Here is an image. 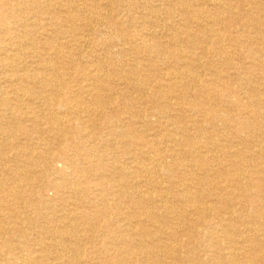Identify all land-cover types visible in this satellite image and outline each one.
I'll return each instance as SVG.
<instances>
[{"label":"bare ground","instance_id":"obj_1","mask_svg":"<svg viewBox=\"0 0 264 264\" xmlns=\"http://www.w3.org/2000/svg\"><path fill=\"white\" fill-rule=\"evenodd\" d=\"M245 1L247 2V0ZM208 2L213 7H215L213 12L214 14L212 12H207L206 9L198 10L195 13V16H198L199 18L193 19L192 22L194 24L197 23V21L202 22L200 19H204L203 21H205V19L209 22L211 21L213 25L211 28L212 30L210 31L211 33H216L215 35L218 42L222 43L223 41H226V38H223L224 33H221L222 30L219 31L215 29L217 25L215 20L219 13L222 15L228 14L229 9L226 8L221 1L208 0ZM70 3L71 5H74L73 2L70 1ZM93 3L88 2L84 7H69L63 15H59L57 18L58 21L54 22L53 19H49V21H51V23L56 26H60V31L64 34V36H70L72 34V30H74L72 25L78 22L82 23L83 29L89 30L92 23L90 22L89 17H85V14L87 15V13H93V11L99 9V5L97 4L98 6L96 5V7L95 4L93 5ZM9 4L11 3L9 2ZM46 6L48 5L45 4L44 7ZM255 6L256 5L253 7ZM18 9L19 8H17V10ZM24 9H27V7ZM29 9L31 10V8ZM97 15L98 16L92 15L94 16L92 19L95 21L103 19L101 18L102 15ZM228 18L231 17L229 16ZM168 20L170 19L168 18ZM19 25H22L21 22ZM79 27H81V25ZM200 27H203L204 29L207 28V26H204V23L201 26L199 25V28ZM16 28L18 27L16 26ZM166 28L168 27L166 26ZM89 31H91V29ZM92 32L95 31L92 30ZM253 32L254 31H252V33ZM121 34L122 30L117 28L115 31L110 33V35H112L110 38H120ZM73 36L74 35H72V37ZM172 37L173 39L171 38V40H168L171 47H169L170 51L167 53H169L173 59H177L180 62V65L176 67L177 69L175 68L176 70H173L172 73L176 76V78L170 81V79H172L169 78L171 77V74L164 78L168 84L165 83L166 85L163 86V89H166V91H170L172 94H174L178 88H185L183 89L184 92H192L194 94L196 101L186 100L184 95H182V98L184 97L183 100L186 106L191 108L192 111L196 110L195 114L198 115L194 118V120H192L193 122H191L193 123L194 127L199 125L200 129L197 130L196 136L191 137L188 135L189 130L187 126H180V118L182 116L181 111L177 113L175 112L176 114L174 115L171 112H165V117L167 118L168 122L175 128L174 132H176V137L163 134L156 142H154V144L159 145L161 143L159 141H162V143L164 141H170L177 147L182 146L184 148H188L191 154V165L197 168L198 174H195L193 171L184 170L181 176L178 177V179H181L170 182V188L165 190V192L162 189L157 198L148 193H131L135 188L130 187V184H128L129 181L127 179L134 178L131 176L133 173H136L137 177L139 176L140 178H143L144 174L148 172L144 168L136 167L134 172L131 168V164H118L119 162L117 159H115L112 164L108 165L105 162L107 159L106 156L100 157L94 155V153L88 150L91 149L88 148L90 143H92L90 138H92L93 135L94 137L96 136V133L90 134L89 136V130L95 129V126L98 124L104 129H107L108 127L111 128L110 135L112 138H115L116 140L118 139L119 141H121L123 138V127L119 126L118 124L120 121L118 119L117 121L114 120L115 116H109L105 109L102 110V106L106 105L104 104L105 100L114 102V97H116V84L113 83L112 79H109V73L107 75V73L99 67H94L93 72L97 77L98 82H102L105 87L108 86L107 88H109L110 94H100L99 91H97L95 86L96 83L94 82V85L91 84L81 88L89 89L90 93L88 94V99L80 103L79 101H76L77 99H75L78 94L76 96L74 94L77 92V90H80V87L78 88V86L71 85L70 82L64 85L59 81H55L53 76L50 75L54 74L51 68L46 70L44 69L42 71H39L38 69V72H35L34 74H31V72L27 69H22V71H20L23 73L15 70V79L14 83H12L13 93L16 96L15 101L13 102L15 105V111L22 114L23 125H26L28 122L30 125L32 123V126H30V128L29 125L27 127L23 125L16 127L13 125L14 123L10 121L12 119L11 114H9V105L12 103L4 97V92L2 91L1 93L0 91V261L5 262L8 257H13V255L21 256L23 253L22 249L27 250V247H29L26 245L27 242H24L30 238L35 243L43 242L45 241L44 239H46L47 242H50V246H43L42 243L39 252L31 250L29 253L31 254L30 256L32 257V262H35L36 264H177L179 261L180 263L182 262L184 264H191V262L194 261H197L194 262V264H264V127H261L256 123L258 119H262V117H264V103L258 99H250L256 96L254 92L258 93L260 96H264V88L257 91L253 90V95H249V98L247 97L246 102H238V106L233 105L229 101H224L219 107V105L215 104V97L217 95H215L210 87L205 86L204 88H195L194 82L196 81L194 80L197 75H189V78H187V72L185 69L195 73L201 68V62L194 56L193 58L179 54L180 52H177V48L182 42H180L179 38L176 41L174 40L175 37ZM53 40L55 39L53 38ZM147 43L149 44L150 42L148 41ZM136 44H139V42ZM32 47L33 49H37L35 44H32ZM79 47L77 49H79ZM226 47L228 46H225V48ZM146 48L149 49L150 52H154L155 50L159 53H162V49H158L159 47L157 45L153 46L149 44ZM191 48H194V46H191ZM59 51H56V58L60 57ZM163 53L165 54V52ZM89 54L90 53H88V55ZM28 55H30V52ZM13 61L15 66H19L22 63L20 58H17ZM223 62L225 66H228V68L222 72V76L225 79L231 80L232 75L229 72L230 67L236 68V64H234L232 58H227V60ZM67 64L70 65V62ZM37 68L40 67L37 66ZM58 69L59 71H56L58 73L61 72L62 69ZM109 71L111 73V70ZM75 72L78 71L75 70ZM17 73L21 75H16ZM162 73L164 74V72ZM127 75H130V73ZM177 79H181L185 82L187 80L186 85L175 83L174 81H177ZM249 81L251 82L252 80ZM144 87L147 88L146 86ZM223 87L225 86L223 85ZM129 88H134V90L139 92L142 91H140V88L137 84H135V82H133V80L129 84ZM64 89L67 90V95L64 94ZM25 99L30 101H28L30 103L29 105L25 106L22 103ZM164 99L165 98H163V100ZM139 100V102H141L142 97H140ZM65 103L69 106V112H71V110L77 111L75 113H71L70 116L73 118H81L82 115H86V122L80 121V118H75L72 120L71 117V121H69V117H67L69 122L66 125L64 124L65 122H60V118L56 117L58 110L53 107L63 106ZM37 104H39L38 108L34 109L42 112L43 110L47 111L44 118L50 124L51 131H56L54 137H57L56 140L60 141V143L57 144L56 148H53L50 146V144H46V149L43 151L36 152L39 149L36 147L35 153L25 154L16 147V142L18 139H20L18 143L22 142L23 140L28 142L30 138L33 139L34 135H36V131L34 132V130L38 127H41L39 116L36 115L35 112L30 113L27 110V108L35 107ZM231 107H236V111L238 112L236 117H232L230 115L229 112L233 110ZM127 109L131 111L129 115L130 119L133 121L134 119L132 118H136V115L132 113V107L131 109L130 107H127ZM124 110L127 111L126 109ZM221 112L226 113L225 116L227 117L224 121L228 123L234 130L245 128L247 130L249 129L254 131L255 135L253 137L255 139L250 140V137H244L243 139L241 137H237L239 139H237L238 143H236V140H234L228 142L229 144L226 145L225 142L221 141V138H218L220 135L219 133H216L214 126L216 120L222 121V118H220ZM8 114L9 117H7ZM204 115H210L211 119L208 121L203 120L202 117H204ZM205 124L207 127H209V130L207 131H205L206 129H203ZM261 124L263 125V123ZM144 126L147 127L146 124H144ZM217 126L218 125H216V127ZM210 130L211 133H208ZM87 131L88 136L85 135ZM73 136H76L79 141L78 143L73 141ZM141 141L144 145V148L149 146V141L147 143L144 140ZM235 144H237L239 148L234 149ZM125 145L127 147L128 142ZM108 149L109 148H107V151ZM25 150L26 149L24 148V151ZM80 150H86V156L90 157L88 160L95 159L96 163L94 165L87 164L82 166L81 169L78 168L75 163V159L77 157V152ZM115 150H117V148ZM139 151L141 155H146L142 147ZM177 151L179 152V150L175 148L168 150V152H172L173 156L175 157L177 156ZM132 157L136 158L134 154L130 159H132ZM140 157L142 158V156ZM147 161L149 162V158ZM153 161L157 162L158 171H166L168 176H172V174H174L176 166L164 165V163H162V158H156ZM61 163L68 166L67 168L72 169V176L75 173L77 175L81 173L86 176L88 175V177L85 178L83 175H81L82 177L77 176V178L73 179L74 181L70 184V186L61 185L53 182L52 180L49 181L45 188H52L58 192L59 198L56 199L60 201V204L56 206L52 199L48 201V198L44 196L45 194L42 195L44 187L41 186V183L44 180L43 173L48 171L46 167L55 166L54 168L58 169L57 167ZM211 164L213 165L211 166ZM96 165L98 167H96ZM153 165L155 164L153 163ZM40 166H43V168ZM102 166L107 168L110 167V170L112 171L108 172L107 174L108 169L106 168L104 170V174L99 176L98 169H102L100 168ZM38 170L41 171L38 172ZM32 175H36L35 178L33 177L34 180L32 179ZM146 175L145 177H147ZM116 177L120 180L115 181ZM81 179L84 180L87 189L81 188ZM150 180L149 178L146 179V184L156 181L155 179L151 178ZM165 180L167 181L168 179ZM35 183L36 185H34ZM156 183L158 185L159 181ZM128 188L129 191L131 189L132 191H127ZM168 191L172 195L171 198H169L170 195L167 193ZM161 192H163V194ZM106 194H115L118 196H112L111 198L113 199L110 200L112 201L111 204L119 206L113 213H109L110 209L107 205L108 199L106 198ZM43 196L47 200H44ZM200 196H204V199H206L208 203L199 201ZM124 198L129 201V203L127 202L129 205L127 208H122L120 206L121 199ZM243 203H247L255 209L257 214L256 219H253L251 214L248 215L246 213L247 210H244ZM149 204H155L158 206L157 208L160 212L159 216L162 217L163 224L160 221L155 220V216L149 212ZM182 213L185 214V221L181 218L183 216ZM113 214H115L114 219L112 218ZM191 214L196 215L198 218L192 219L193 216H191ZM142 217L143 219H141ZM116 221L124 222V225L126 223L125 227L119 229L120 231H115L113 223ZM53 223L54 225L51 229L46 226L47 224L51 225ZM149 227L154 228L153 231L152 229L150 230ZM33 233L37 234L36 238L32 237ZM152 234L156 236V239H151V242L153 243L149 245V241L145 242L146 240L144 237L149 239L150 236V238H152ZM14 238H16V240ZM196 243L197 245L210 249L212 252L211 258L202 259L200 255H194ZM36 245L37 244L34 246L36 247ZM51 251L54 252L55 256L51 255ZM105 254L109 256L107 261L105 260ZM194 256L196 257L194 258ZM13 260L18 262L20 258H13ZM108 261L112 262L109 263ZM18 264L29 263L26 262L24 257L22 259L21 256V260L18 262Z\"/></svg>","mask_w":264,"mask_h":264},{"label":"rangeland","instance_id":"obj_2","mask_svg":"<svg viewBox=\"0 0 264 264\" xmlns=\"http://www.w3.org/2000/svg\"><path fill=\"white\" fill-rule=\"evenodd\" d=\"M70 1L73 2L74 5H71ZM87 1L89 3L94 2L93 5L95 4V6L98 4L99 5L98 10L100 11L99 12L98 10H95L96 12L93 11V13H87V15L83 13L85 14V17L90 18V22L92 23L91 28H90L91 31H89L90 29L89 30L83 29L82 23L78 22L72 25L74 29L72 30V34L70 36H67V35L64 36V34L61 33L60 31V28H59L60 26H56L52 24L51 21H49V19H53L54 22L58 21L57 18L59 17V15L61 14L63 15L68 10L67 8L69 7L71 8L74 6L84 7L88 3ZM218 1H221L224 4V6L229 9L228 14L222 15L219 13L218 17L215 20V23L217 24L215 29L219 31L222 30L221 33L222 32L224 33L223 38L224 37L226 38V41H223L222 43L218 42L217 37L215 35L216 33L214 32L211 33L210 30H212L211 28L213 25L211 21L209 22L206 19L205 21H203L204 19H200L202 20V22L197 21V23L195 24L192 22L193 19L199 18L198 16H195V13L198 10L206 9L207 12H210V13L214 12L215 7H213L208 2V0H203V1L202 0H106V1L105 0H95V1L94 0H79V1L78 0H48V1L47 0H0V48H1L0 49V88H1L0 91L1 93L3 91L4 97L12 103L9 105V109H10L9 114H11V118H12L10 121H12V123H14L13 125L16 127L18 126L20 127L23 125L22 114L15 111V105L13 103L16 98L15 94L13 93V88H12L13 87L12 83H14V79H15V73H14L16 72L15 70L20 72L22 71V69H27L28 71L31 72V74H34L35 72H38V69L39 71L40 70L42 71L44 69L46 70L48 68H51L54 74H50V75L53 76L55 81H59L63 83L64 85L70 82L71 85L78 86V88L80 87V90L79 91L77 90V92L74 94L75 96L78 94L75 97V99H77L76 101H79L80 103H82L83 101H86V99H88V94L90 93V90L81 89V88H84L85 86H89L91 84L94 85L96 83L95 86L97 88V91H99L100 94L102 95L110 94V90L109 88H107L108 86L105 87L102 84V82L99 83L97 80V77L95 76L93 72L94 67L96 66L99 67L104 72H106L107 75L109 73V76H110L109 79H112L113 83L116 84L115 85L116 97H114L115 98L114 102L105 100L106 103L104 102V104L106 105L102 106V110L105 109V111L108 113L109 116H112V117L115 116L114 120L117 121L118 119L120 121V123L118 124L119 126L123 127L122 128L123 138L121 139V141H119L118 139L116 140L115 138H112V136L110 135L111 128L108 127L107 129H104L98 124L95 126V129L89 130V136L90 134H93V133H96V136L94 137L93 135L92 138H90L92 143H90V146L88 147L91 149H88V150L94 153V155H97L100 157L106 156L107 161L105 160V162L108 165L112 164L115 161V159H117V161L119 162L118 164H124V163L131 164L132 165L131 168L133 169L134 172L136 170V167L144 168L148 172L144 174L143 178L142 177L140 178L139 176L137 177V174L133 173L131 176L134 178L127 179L129 181L128 184H130V187L131 188L134 187L136 189L135 190L133 188L134 191H132V189L129 191V188H130L129 187L127 191L129 192L132 191L131 193L133 194L134 193L136 194H140V193L147 194L148 193V194H152L153 196H155V198H157L162 189L165 192V190H168L170 188V184H171L170 182L181 179V178L178 179V177L181 176L184 170L193 171L195 174L196 173L198 174L197 168L191 165L192 164L191 163L192 161L190 159L191 154L188 148H184L182 146L177 147L175 146V144L173 145L172 142L170 141H164L163 143L162 141H159L161 142L159 145L154 144V142H156L160 138V136L163 134L171 135V137H176V132H174L175 128L172 125H170V123L168 122L167 118L165 117L166 116L165 112H168V113L171 112L174 115L177 112L181 111L182 113V116L180 118L181 124L180 123L179 124L180 126L181 125L185 127L187 126L189 130L188 135H190L191 137L196 136L197 130L200 129L199 125L194 127L192 123L193 122L192 120H194V118L197 117L198 115V114H195L196 110L192 111L191 108H189L188 106L184 104V100H183V98L185 97L186 100L196 101L194 94L192 92L190 93L184 92L183 89L185 88H178L179 91L176 90V93L174 94H172L170 91H166V89H163V86L168 84V82H166L164 78H166L167 75L169 76L170 74H171L170 75L171 77L169 78H172L170 79V81L176 78V76L173 75L172 73H173V70H176L177 69L176 67L180 65L179 64L180 62L177 59H173V57H171L170 54L167 53L170 51L169 47H171L169 45L170 43L168 40H171V38L173 39L172 36L175 37L174 40L176 41L179 38L180 42L182 43L179 44L177 48L178 49L177 52L178 53L180 52L179 54H182L183 56H186V57L194 56L197 59H199V61L201 62V68L199 69V71L195 73L188 69H185L187 72V78H189V75H194V74L197 75L194 80L196 81L194 82L195 88L196 87L204 88L205 86L210 87L212 91L215 93V95H217L215 97L216 98L215 104L219 105V107L221 103L224 101H227V102L229 101L233 105L238 106L237 104L238 102H242V103L246 102L247 97L249 95H253L252 94L253 90L257 91L259 89L264 88L263 86L264 85V73H263L264 72V37H263L264 35V0H247V2L245 0L244 1L243 0H235V1L234 0H218ZM9 2L11 4H9ZM66 3L67 4L69 3V4L67 5ZM45 4L48 6L44 7ZM254 5L256 6L253 7ZM26 7L27 9H24ZM17 8L19 9L17 10ZM29 8H31V10ZM97 14L102 15L101 18L103 19L99 21H95L94 19H92L94 16H98ZM229 16L231 18H228ZM156 18H157V21H156ZM168 18L170 20H168ZM20 22L22 25H19ZM203 23H204V26H207L206 28L207 30L204 29L203 27L199 28V25L201 26L203 25ZM80 25L81 27H79ZM170 25L171 26L173 25V26L171 27ZM16 26L18 28H16ZM166 26L168 28H166ZM117 28H119V30H122V34L120 35V38L112 37L114 39L113 40L112 38H110V36H112L110 35V33L112 31H115ZM172 28L173 29L175 28V29L173 30ZM92 30L95 31L96 33L92 32ZM252 31H254L253 33L255 35L252 33ZM72 35L74 36L72 37ZM62 37H65V38H62ZM53 38L55 40H53ZM65 39L66 40L69 39V40L66 41ZM157 40L158 41L160 40V41L158 42ZM146 41L147 42L149 41L150 42L149 44L153 46L157 45L159 47L158 49H162V53H159L155 50L154 52H150L149 49L146 48L149 45ZM138 42L139 44H136ZM32 44H35L37 46V49H33ZM191 46L192 47L194 46V48H191ZM225 46H228V47L225 48ZM78 47L79 49H77ZM222 48H225V49H222ZM208 49L210 52L208 51ZM56 51L60 52L59 58H56L55 56ZM29 52L31 56L28 55ZM163 52H165V54ZM88 53H90L89 54L90 57ZM17 58H20L23 64L21 63V65L15 66V63L13 60ZM227 58H232L234 64H236V68L230 67L229 72L232 75L231 80L225 79L222 76V72H224L225 69L228 68V66H225L223 62L227 60ZM68 62H70V65L67 64ZM37 66L40 68H37ZM58 68L62 69L61 72L59 73L56 71V70L59 71ZM75 70H77L78 72H75ZM109 70H111V73ZM187 70L190 71L191 73L188 72ZM162 72H164V74L166 75H164ZM20 73H23V72H20ZM128 73H130V75H127ZM16 75H21V74L17 73ZM172 76H175V77H172ZM200 76L202 80L204 79L203 80L204 82L201 80ZM206 79L209 81H207ZM132 80L133 82H135V84L138 85V87L140 88V91L142 90L141 92L134 90V88L133 89L129 88V84L132 82ZM249 80H252V81L250 82ZM174 82L181 83V85H186L187 80L185 82L181 79H177V81H174ZM223 85L225 87H223ZM144 86H146L148 89L145 88ZM225 89H226V92H225ZM244 91L246 92V94ZM63 92L64 94L67 95L66 89H64ZM254 93L256 94V96L250 99L251 100L258 99L264 103V96H260L256 92ZM182 95H184L183 98H182ZM140 97H142L141 102H139ZM163 98H165L164 99L165 101L163 100ZM28 101H29L28 99H25L22 103L26 106L30 104L29 103L30 101L29 102ZM66 103L63 106L53 107L58 110L57 111L58 113H56L57 114L56 117L60 118L61 120L60 122L62 123L65 122L64 123L65 125L69 121H71V118L72 120H74L75 118H80V117L73 118L72 116H70L71 113H75L77 111L71 110V112H69L70 111L69 106ZM38 105L39 104H37L35 107H31L33 109L27 108V110L30 113L35 112L36 115L39 116L40 123H41L40 125L42 128L41 127L36 128L34 130V132L36 131L35 133L36 135H34L33 139L30 138L28 142L26 140H23L22 142L18 143L20 139H18L16 142L17 144L16 147L19 148V150L23 151V153L25 154L35 153L36 147L39 148L36 152L43 151L46 149V144H50V146H52L53 148L54 147L56 148L57 144L60 143V141L56 140L57 137H54L56 134V131L55 132L51 131L50 124L44 118L47 111L43 110L42 112V111L34 109V108H38ZM127 107H130V109L132 107L133 109L132 113L136 115V118H132L134 119L133 120L134 122L130 119L129 113L131 111H129ZM124 109H126L127 111H125ZM231 109L233 110L229 112L230 115L232 117H236L238 115V112L236 111V107L234 108L231 107ZM9 114L7 117H9ZM40 114L41 115L43 114V115L41 116ZM225 115L226 113L221 112L220 118H222V121L216 120L214 123L215 131L216 133H219L220 135L219 137L218 136L217 137L221 138V141L225 142V144L228 145L229 144L228 142H231L234 140H236V143H238L239 139L237 137H241L242 139L244 137H250L249 138L250 140L255 139L253 137L255 135L254 131H251L249 129L247 130L245 128L240 129V130H236V129L234 130L228 123L224 121L225 118L227 117ZM67 117H69V121ZM85 117L86 115H82L80 118V121L86 122ZM202 118L203 120L208 121L211 119V116L204 115V117ZM263 120H264V117H262V119L261 118L258 119L256 123L259 124L261 127H264ZM14 121L15 122L18 121V122L15 123ZM261 123H263V125ZM144 124H146L147 127H145ZM206 124L203 127V129H206L205 131L209 130L208 129L209 127H207ZM28 125L30 127L32 126V123L30 125V123L27 122V124L26 125L24 124L23 126L27 127ZM216 125L218 126L216 127ZM208 133H211V130ZM85 135L88 136V131ZM213 136L215 137L214 134ZM73 137H74L73 141L78 143L79 141L76 138V136H73ZM141 140H144L146 143L149 141V146L144 148V145ZM127 142H128V146L126 147L125 144ZM141 147L143 148L147 156L140 154L139 150ZM24 148L26 149L25 151H24ZM107 148H109L108 149L109 152L107 151ZM116 148L117 150H115ZM171 148H175L179 150V152L177 151L178 153L176 154L177 155L176 157L173 156L172 152H168V150ZM237 148H239V146L235 144L234 149H237ZM78 152H77V157L75 159V163L78 168L81 169L82 166H85L87 164L94 165L96 163L95 159L88 160L90 159V157L86 156V150H80ZM180 153L182 154V156ZM133 154L136 156V158L132 157V159H130ZM140 156H142V158ZM147 157L149 158V162L147 161L148 159ZM156 158H162L163 159L162 163H164V165L166 166H173V165L176 166V169L174 170V174H172V176L170 175L168 176L166 171H163V170L158 171L157 162L153 161ZM153 163L155 165H153ZM212 165L213 164H211V166ZM40 167L43 168V166H40ZM54 167L55 166L46 167L48 171L43 173L44 180L42 181L41 186L44 187L42 195L45 194L44 196L48 198V201L52 199L55 202V205L58 206L60 204L59 203L60 201L57 200L59 198L58 192L56 190H53L52 188H48V187L45 188L48 182L52 180L55 183L70 186V184L73 183L74 181L73 179L77 178V176L82 177L81 175H83L86 178L88 177V175L86 176L81 173L77 175L75 173L72 176V169L67 168L68 166L64 165L63 163L58 165L57 167L58 169ZM96 167L98 166L96 165ZM100 168L102 169L100 170L98 169L99 176L104 174V170L107 167L102 166ZM107 169H108L107 174L108 172L112 171L110 170V167ZM40 171L41 170H38V172ZM145 175L147 177H145ZM33 177L35 178L36 175H32V179L34 180ZM148 178L149 180L150 178L155 179L156 181H153L154 183L159 181L158 185L157 183L154 184L153 182L152 183L148 182L150 185L146 184L145 180ZM83 179H81V181L79 180L82 186L81 188L87 189L86 188L87 186L84 183ZM165 179H168V180L166 181ZM119 180L120 179L116 177L115 181H119ZM34 185H36V183ZM161 193L163 194V192ZM167 193L170 195L169 198H171L172 197L171 193L169 191ZM112 196H116V195L106 194V198L108 199L107 205H108V208L110 209L109 213L111 212L113 213L119 207L117 205L111 204L112 201L110 200L113 199L111 198ZM45 197H44V200H47L45 199ZM199 201L203 203H208V201L204 199V196H200ZM127 202L129 203V201L126 198L121 199L120 206L122 208L129 207ZM148 207H149V212H151L155 216L156 218L155 220H158L163 224V219L162 217L159 216L160 212L157 208L158 206H156L155 204H149ZM243 207L245 211L247 210L246 213L248 215L251 214L252 218L256 219L257 214H256L255 209L252 206H250L247 203H243ZM114 215L115 214L112 215L113 219H114ZM182 215L183 216L181 218L185 221L186 220L185 214L182 213ZM180 216H181V213H180ZM191 216H193L192 219L198 218L194 214H191ZM141 219H143V217ZM53 225L54 223L51 225L47 224L46 226L49 229H51ZM125 225H124V222H120V221L119 222L116 221L113 223L115 231L125 227ZM151 229L153 231L154 228H150V230ZM32 237L36 238L37 234L33 233ZM144 238L146 240L145 242L149 241V245H151L153 243L151 242V239H156V236L153 235L152 238H150L149 236V239L147 237H144ZM14 239L16 240V238ZM44 240L46 242L43 241V242L35 243L30 238L27 239L24 243L27 242L26 245L29 247H27L28 248L27 250L22 249L23 250L22 251L23 253L21 254L22 259L24 257L27 263L36 264L35 262H32V259H31L32 257L30 256L31 254L29 253L31 252V250H35L36 252H39L42 243H43V246H46V245L50 246V242H47L46 239ZM34 243L37 244L36 247L34 246L35 245ZM36 249H39V250H36ZM51 255L55 256L53 251H51ZM88 255H91V254H88ZM194 255H200L202 259H208V258H211L212 252L210 251V249L197 245L196 243L195 248H194ZM21 256L13 255V257L12 256L8 257L5 262L0 261V264H10V263L18 264V262H20L21 260ZM104 256L106 257L105 260L107 261L109 256H107V254H105ZM195 257L196 256H194V258ZM13 258L14 259L20 258V260H18L17 262L13 260ZM111 262L112 261H110L109 263ZM194 262H197V261H194ZM194 262H191V264H194ZM177 264H184V263L182 262L180 263L179 261V263Z\"/></svg>","mask_w":264,"mask_h":264}]
</instances>
